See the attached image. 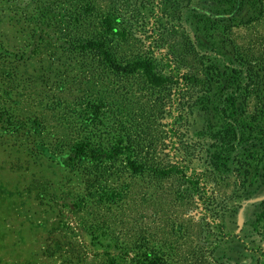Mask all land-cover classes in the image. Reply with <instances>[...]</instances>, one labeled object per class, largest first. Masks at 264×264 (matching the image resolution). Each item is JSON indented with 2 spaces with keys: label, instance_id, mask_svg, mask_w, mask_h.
Listing matches in <instances>:
<instances>
[{
  "label": "rangeland",
  "instance_id": "374dc122",
  "mask_svg": "<svg viewBox=\"0 0 264 264\" xmlns=\"http://www.w3.org/2000/svg\"><path fill=\"white\" fill-rule=\"evenodd\" d=\"M190 1H115L122 51L161 66L169 58L184 72L207 60L230 76L242 56L264 69V0L250 25L253 0ZM83 9L81 0H0V264H109L107 254L130 264L143 253L160 264H264L263 158L209 170L168 89L139 75L105 83L77 49L94 30ZM99 100L105 108L92 121L89 104ZM256 105L250 97L247 117ZM137 133L150 166H174L170 175L132 174L121 156L103 166L70 161L82 138L107 148Z\"/></svg>",
  "mask_w": 264,
  "mask_h": 264
},
{
  "label": "trees",
  "instance_id": "16d2710c",
  "mask_svg": "<svg viewBox=\"0 0 264 264\" xmlns=\"http://www.w3.org/2000/svg\"><path fill=\"white\" fill-rule=\"evenodd\" d=\"M81 1L84 3V19L92 21L94 30L86 37L78 39L77 49L97 62L99 68L105 72L99 75L105 83L116 87L117 79L139 75L150 89H168L177 101L178 119L183 124L185 137L186 133L190 132L196 135L187 139L196 141L203 152L206 167L216 174L234 170L237 159L251 161L260 156L259 159L264 160V69L254 62V59L242 56L238 59L239 69L234 70L233 75L227 76L217 64L207 60H201L197 73H192L184 72L169 58L161 66L154 55H127L122 51L123 46L117 43L118 40L124 41L126 38L116 26L119 17L116 15L114 4L118 0H104V9L97 7L94 0ZM237 1L238 4L244 2ZM252 2L256 8L254 16L250 15L243 24L250 25L263 15V0ZM188 3L190 6L188 4L185 9L193 11L191 1ZM97 11L99 15L95 13ZM194 16H199V20L206 18L205 14L198 15L195 11ZM85 20L79 21L82 23ZM200 55L206 57L201 51ZM258 86L261 88L258 89ZM250 97L255 98L257 105L255 113L247 117L244 106ZM104 108L103 100L89 104L90 120L97 121ZM197 120L201 121L200 128L192 132L191 128ZM139 134L132 136L133 138L117 136L107 148L93 143L90 138H82L74 144L70 161L103 166L113 163L121 156L132 174H140L149 169L160 176L170 175L174 166H150L149 159L141 154L144 139ZM110 195L113 199L118 197L115 190H111ZM106 256L109 264H124L128 255ZM141 262L160 264L161 259L154 254L143 253L135 262L130 260L129 263Z\"/></svg>",
  "mask_w": 264,
  "mask_h": 264
}]
</instances>
